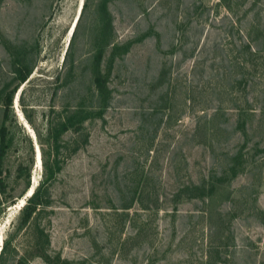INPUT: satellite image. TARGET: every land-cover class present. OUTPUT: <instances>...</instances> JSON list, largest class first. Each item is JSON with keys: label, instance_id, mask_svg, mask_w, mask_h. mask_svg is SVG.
Here are the masks:
<instances>
[{"label": "rangeland", "instance_id": "obj_1", "mask_svg": "<svg viewBox=\"0 0 264 264\" xmlns=\"http://www.w3.org/2000/svg\"><path fill=\"white\" fill-rule=\"evenodd\" d=\"M231 7L0 0V264H264V0Z\"/></svg>", "mask_w": 264, "mask_h": 264}, {"label": "trees", "instance_id": "obj_2", "mask_svg": "<svg viewBox=\"0 0 264 264\" xmlns=\"http://www.w3.org/2000/svg\"><path fill=\"white\" fill-rule=\"evenodd\" d=\"M234 0H221L222 5L232 14V3ZM86 4V2H85ZM252 22H251V27L254 29V26L262 25V30H260V33L256 35V37H253L255 41V47L257 50H262L264 47L262 46V43H264V22L256 19V17H252ZM248 32V31H247ZM249 34L251 33L250 31L248 32ZM249 34L246 36V39L249 40ZM250 47H252L250 45ZM30 74L29 68L26 66L22 65L19 67L18 71V78L20 80V83H23L27 80L28 76ZM97 84L102 87V77H97L96 78ZM17 88V87H16ZM16 88L13 91H10L6 94L5 96V112L8 114L9 109L12 106L13 103V95L14 92L16 91ZM240 122V121H239ZM238 122V123H239ZM0 134H1V139H0V194H5L8 190V184L6 182V179L3 175V164H4V157L6 155L7 149H8V142H7V137H8V129L6 126H3L0 129ZM230 170H233L235 173L237 172L235 169V165H230L229 166ZM213 186V185H212ZM199 189L200 185H196ZM205 194V193H204ZM16 203V202H14ZM46 203V200H44L41 195L39 190H34V192L28 197L25 205L23 206V223L26 224L28 223L31 218L40 210V207ZM17 264H27L24 261H19Z\"/></svg>", "mask_w": 264, "mask_h": 264}, {"label": "water", "instance_id": "obj_3", "mask_svg": "<svg viewBox=\"0 0 264 264\" xmlns=\"http://www.w3.org/2000/svg\"><path fill=\"white\" fill-rule=\"evenodd\" d=\"M36 158H37V155H36ZM34 190H35V189H33V191H32L31 193H33V192H34Z\"/></svg>", "mask_w": 264, "mask_h": 264}, {"label": "bare ground", "instance_id": "obj_4", "mask_svg": "<svg viewBox=\"0 0 264 264\" xmlns=\"http://www.w3.org/2000/svg\"><path fill=\"white\" fill-rule=\"evenodd\" d=\"M32 191H33V189H32ZM32 191H31V192H32ZM31 194H32V193H31Z\"/></svg>", "mask_w": 264, "mask_h": 264}]
</instances>
